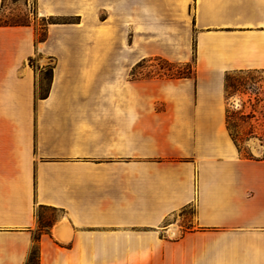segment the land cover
Listing matches in <instances>:
<instances>
[{
    "label": "crops",
    "instance_id": "1",
    "mask_svg": "<svg viewBox=\"0 0 264 264\" xmlns=\"http://www.w3.org/2000/svg\"><path fill=\"white\" fill-rule=\"evenodd\" d=\"M35 1L72 21L37 44L0 26V264H264V156L225 87L264 76V0ZM153 57L193 74L133 76ZM37 208L61 214L41 229Z\"/></svg>",
    "mask_w": 264,
    "mask_h": 264
},
{
    "label": "rangeland",
    "instance_id": "2",
    "mask_svg": "<svg viewBox=\"0 0 264 264\" xmlns=\"http://www.w3.org/2000/svg\"><path fill=\"white\" fill-rule=\"evenodd\" d=\"M67 21L72 19L66 18ZM38 10L35 0H2L0 4V25L27 24L35 32V44L47 35V22ZM44 38V39H45ZM31 58V62L29 61ZM28 58V64L36 74L35 97L41 98L49 84V71L53 60L35 52ZM192 62H171L160 57L143 59L133 66V76L145 78H172L178 72H187ZM226 96L228 99V126L241 147L248 148L251 156H264V76L261 72L248 71L231 73L227 77ZM250 145L255 148L249 152ZM256 149L259 152H256ZM60 212L50 208H37L39 227L47 229L60 216ZM34 261V256L31 257Z\"/></svg>",
    "mask_w": 264,
    "mask_h": 264
},
{
    "label": "trees",
    "instance_id": "3",
    "mask_svg": "<svg viewBox=\"0 0 264 264\" xmlns=\"http://www.w3.org/2000/svg\"><path fill=\"white\" fill-rule=\"evenodd\" d=\"M51 18H53V20H50V21H48L47 23L48 24H51V23H57V22H66L65 20H67L66 18H61V19H58V18H55V17H51ZM17 25H27V24H17V23H15V24H12V25H8V24H2V25H0V26H17ZM44 38H45V36L42 38V39H40L39 41H42V40H44ZM31 58H29V61L31 62ZM192 74H193V69L191 68L190 70H188L187 72H178L176 75H173V76H171L172 78H180V77H190V76H192ZM228 75L229 74H227L226 75V77H225V87H226V90H227V77H228ZM51 77H52V68H50V71H49V84H48V87H47V89L45 90V92L41 95V98L42 97H45L46 96V94H47V92H48V88H49V85H50V81H51ZM228 120V119H227ZM232 134V133H231ZM232 137H233V139L235 140V141H237L235 138H234V136H233V134H232ZM264 145V144H263ZM264 147V146H263ZM249 155V154H248ZM249 156H251V155H249ZM51 225V224H50ZM49 225V226H50ZM48 226V227H49ZM47 227V228H48ZM42 229V228H41Z\"/></svg>",
    "mask_w": 264,
    "mask_h": 264
},
{
    "label": "bare ground",
    "instance_id": "4",
    "mask_svg": "<svg viewBox=\"0 0 264 264\" xmlns=\"http://www.w3.org/2000/svg\"><path fill=\"white\" fill-rule=\"evenodd\" d=\"M171 229H172V231H175L176 230L175 225L171 226Z\"/></svg>",
    "mask_w": 264,
    "mask_h": 264
}]
</instances>
